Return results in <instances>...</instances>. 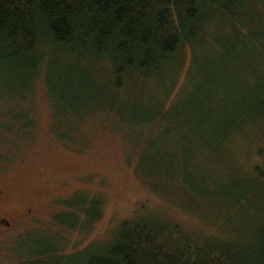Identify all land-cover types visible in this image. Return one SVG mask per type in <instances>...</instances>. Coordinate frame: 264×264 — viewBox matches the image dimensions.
I'll return each instance as SVG.
<instances>
[{"label": "rangeland", "instance_id": "1", "mask_svg": "<svg viewBox=\"0 0 264 264\" xmlns=\"http://www.w3.org/2000/svg\"><path fill=\"white\" fill-rule=\"evenodd\" d=\"M257 12L241 14L239 39L226 24L217 25L223 36L217 39L211 29L193 48L184 47L163 78L136 88L134 100L129 91L120 94L114 107L118 117L107 112L110 102L100 107L93 101L110 94L107 64L87 63L84 75L93 95L87 89L70 103L50 92L48 67L41 69L32 95L20 100L32 111L30 131L24 127L0 141L5 159L0 162V264H28L51 250L43 256L51 258L34 264L87 263L107 252L122 223L145 214L221 241H242L257 232L264 225V184L242 187L241 194L233 188L254 178L261 165L264 122H250L245 130L237 125L220 139L221 129L234 119L231 106H240L248 88L264 86V10ZM6 77L0 74V81ZM131 103L134 110L121 115ZM71 105L73 112L67 109ZM161 108L153 124L141 127L142 134L122 123L150 118L146 111ZM56 116L67 121H62L65 139L55 130ZM152 140L156 144L147 146ZM162 150L167 151L163 164L155 167L153 153ZM168 161L173 171L165 173ZM156 171L158 185L147 180Z\"/></svg>", "mask_w": 264, "mask_h": 264}, {"label": "trees", "instance_id": "2", "mask_svg": "<svg viewBox=\"0 0 264 264\" xmlns=\"http://www.w3.org/2000/svg\"><path fill=\"white\" fill-rule=\"evenodd\" d=\"M257 9V13L262 14L264 0H0V74L7 76L0 81V141L13 132H23L24 127L30 131L32 123L28 116L32 111L29 107L24 108L21 102L32 95L34 81L45 66L53 80V86L48 80L50 92L60 101L65 98L69 103L78 101L87 89L93 95L84 69L88 62L110 66V94H100L93 101H98L100 107L110 102L111 108L107 112L118 117L114 107L123 99L120 94L129 91L130 100H134L136 88H141L146 81L163 78V72L171 68L172 61L184 47L193 48L211 29L209 33L217 39L223 36L217 25L226 24L234 39H239L241 14L255 15ZM206 70L207 67L202 72ZM45 74L42 79L46 86ZM248 89L240 106H231L236 113L234 119L221 129L224 133L219 136L221 141L226 140L237 125L245 130L250 122H254L250 126L264 122V86ZM46 90L49 95L47 86ZM224 97L228 101L227 92ZM132 106L131 103L120 114H129L134 110L129 109ZM72 108L71 105L67 109L73 112ZM162 111V108L154 114L146 111L150 118L145 115L141 118L142 114L135 112L141 119L120 122L128 127H138L136 132L142 134V126L153 124ZM56 119L57 116L55 130L61 139H65L62 131L65 130L63 123L67 121L62 120V123ZM155 142L157 140H152L147 146L149 143L154 146ZM166 152L153 153L155 167L156 164L161 167ZM257 155L261 165L253 170L254 178L238 181L234 184L235 192L242 187L255 189L258 182L264 184V150H259ZM0 162H5L3 156H0ZM171 164L170 161L165 164V173L173 171ZM137 172H140L138 168ZM157 175L156 171L147 180L158 185ZM244 196L239 195V199ZM232 199L229 200L231 203ZM145 215L122 223L107 252L85 263L264 264V225L245 240L238 241L234 237L221 241L192 235L178 224ZM54 251L40 254L36 257L41 260L28 264L44 263L52 256L44 257Z\"/></svg>", "mask_w": 264, "mask_h": 264}, {"label": "flooded vegetation", "instance_id": "3", "mask_svg": "<svg viewBox=\"0 0 264 264\" xmlns=\"http://www.w3.org/2000/svg\"><path fill=\"white\" fill-rule=\"evenodd\" d=\"M2 221H0V223H1ZM4 224H5V222H4ZM6 226H8V224H7V222H6V224H5Z\"/></svg>", "mask_w": 264, "mask_h": 264}]
</instances>
